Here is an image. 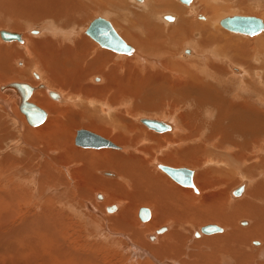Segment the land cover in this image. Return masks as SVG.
<instances>
[{
	"label": "bare ground",
	"instance_id": "6f19581e",
	"mask_svg": "<svg viewBox=\"0 0 264 264\" xmlns=\"http://www.w3.org/2000/svg\"><path fill=\"white\" fill-rule=\"evenodd\" d=\"M30 1H32V0H25V1L24 0H15L16 5H18L19 7L22 6L21 9L24 10V13L27 14L28 19H35L36 15L39 17H42V18L43 17H52V18L57 19L56 22L58 21V23L62 26H57L53 22H51L52 25L51 24L47 25V27L45 28L46 31L48 30V31L54 32L53 35H55L54 37H50V39L48 38L49 36L45 35V37H41V36L30 37L29 40H25V38L23 37V34L18 32L22 35V38H23V42H20V43H22L23 46L25 45L24 47L26 48L27 55L31 56L30 59L27 58L26 56L22 57L25 59V62H24L25 67L24 68L17 67V69H19V71H20L19 73H21L25 77V79L27 80L26 83H29L30 85H32L34 87L33 93H32L33 98L30 97L29 100L32 102L36 101L37 105L39 103V105H43V106L47 107L54 114V116L49 121V119H50L49 113L46 110L47 118L48 117L49 118H48V120L46 118L47 121L46 120L45 121H46V123L48 121L49 122L47 124L41 126V128H38V129H32V130L26 129L27 130V138L28 137L30 138L29 134H31V133H29V132H33V135L35 136V141L37 142L36 144L39 145V147H41V150L43 152H45V153L47 152L49 154H55L54 157L56 159H59L60 161L64 160L63 163H65V166L61 165V167L63 166V168L68 169L69 168L68 165L72 161H75V162L77 161L76 163H78V161H81L82 164H80V165H82V166H80V167L78 166V168L75 167V169L72 170L71 175L73 177L77 178V175L84 173V171H86L85 175L88 173H91L92 178L89 175L88 180H89V177L91 179L88 183L87 182L85 183L91 187V191L92 190L95 191L97 189L106 190V192L108 191V196H109V197L107 196V198L118 199V201H120L121 205L123 204V202L121 200H124L125 206L122 208V210L120 209L121 211L117 214L110 215V214H107L103 210L104 214L106 215V218L108 217V219H109V225L106 224L105 229L103 228L104 229L103 232L106 233L105 236H107V239L108 240L112 239V240H110L112 243H115L118 241L119 245H120V249L122 251H128L132 255L131 261L137 262V260L134 259L133 257L134 256L137 257L138 255L140 256V255H142V253L147 254V256H148L147 258L148 259L151 258L153 260V262L152 261H149V262L143 261V262H139V264H203L206 261H209L206 259H208V258L210 259L211 257L209 255V253H201V256L200 255L198 256L199 253L195 254V250H193L192 249L193 247L191 248L190 244L188 243L190 240L188 241V239H186V235H184L185 233L183 234V232H182L183 231V228H182L183 223H178V224L174 225V227H172L169 224H165L163 226L160 225V224L164 223L165 221H167L169 218L170 219L174 218L173 220L178 221L181 214L183 213L182 209H180L182 207L184 209L188 208L189 210L190 209L197 210V211H195V213L198 212L196 214V216L198 215V219L196 218L197 222L203 223V220H207V222L208 221L209 222L210 221H218L219 223H223L224 225L228 226V228H229V229L227 228L228 230L231 229V231H226L227 229L222 227L223 228L222 231L214 232V233H218L216 235H212V236L204 237V238L202 237L198 240L196 239L195 244L198 248L200 246H202L203 243H206V244L211 245V247L213 248V252H214L213 255L214 256L218 253L221 254V252H227V254H228V252H231V253H234L233 255H237L238 257H242V255L240 256V254L243 253V249H242L244 247L243 244L245 245V243H246L250 246V248H252L253 250L255 249L256 251L259 252V250L256 249V247H251L250 243L252 242L251 241L252 239L253 240L259 239V238L264 239V161L263 162H256V164L253 163L250 166L248 165L245 168L244 172L247 174L248 177H251V174L253 175V174L259 172V174H258L259 176H257V177H259V179L257 178L258 180L251 183V186L249 188H247L249 181L244 180L240 185H238L237 187L233 188L230 191V195H232L233 198L238 199V197H241L242 193H244V191L247 188V192L245 193V196L243 197V199L241 198V200H237L235 202V204H233L234 206H230L231 207V209L229 208L230 210H227L228 209V207L226 205L227 200L225 197L228 194V192H227L228 189L222 188V186H221L225 183L226 184L230 183V181L233 180L232 174H231L232 177H229V176H228L229 178L226 177V174L228 175L229 172L224 173L225 171L214 170V169L201 170L195 178L197 185L199 187H201L203 190L205 188H209V189H208V191L206 190L207 193H205V195L202 194L203 195L202 198L190 199L191 196L193 198H195V195L192 194V189L190 190L189 188L177 186L174 183H172L169 179H168L169 181L168 180L164 181V178H163L164 175L162 173L161 174L163 176L161 175V177H159V175L154 176L153 172H157L156 169L155 168L154 169L149 168V166H148L149 164L146 162L152 161L153 157L150 154H152L153 152L151 153V148H153V147L159 148L160 147V149L165 148L166 150H165V152L162 151L164 154H162V153L160 155L152 154V155H154V157H156L155 159H161L162 161H165L166 163L167 162H171V163L173 162V163H177V164H186V165H190V166L198 165V164L201 165L204 162L208 161V159H207L208 157L210 158V155H208V153L211 152L210 151L211 149L206 147V146H209V142H213L215 149H217L219 151L222 150L223 154L230 156L228 158H231L232 160H236L237 162L242 161L244 159H246V160L250 159V157L253 156V155H247V152L246 153L243 152L242 149H243V147H252V146L255 147V145H258V143H260V141L262 140L260 136H259L260 138H258V131H259L258 128H260L262 125H264V123L260 122L262 117L261 116H260L261 118L259 117L260 114L261 115L264 114V112H263L264 110L261 111L262 109H264V106H263L264 105V84L263 85L259 84V82H261V80H259L255 76H254L255 78L253 76H252V78L248 77L247 74H250V76H251V75L258 73V71L255 70L256 72L254 71V73L251 74L252 69L249 72V69H247L246 67L248 65H252V63L248 61L249 58H247V56L251 55L250 53L261 52V54L262 53L264 54V33H262L264 31V29L257 34H254L255 36L260 34L256 37H254V35H249V36L254 37L252 39H241V38H238L234 35H229L219 28V26L221 25V20L223 19V18L221 19L222 16H219V14L221 13L220 10L219 9L218 10H212L214 8V6H210L208 4L207 5L205 4V7L203 8V10H204V12H208L211 14L210 18H208V16L199 15V14H197V16H198L197 17L196 12H195L196 10H194V12H195L194 16L195 17L200 18V19H206V20H199L194 25L195 22L194 23L190 22V20H187L188 18L182 20V22L179 19V22H181L180 24H178L179 26L177 28L172 29L174 31L176 29L177 33L175 32L174 34H171V36H169V38H167L166 41H162L159 44H156L155 40H154L155 37L153 35L157 36V34H158L157 30L163 31L162 34L160 33L159 35H163V33H164L165 36H167L170 33H167V32L165 33L164 30L161 27H157V25L152 26V24L155 22V19H154V16L152 15V13L155 11V9L159 8V9H161V11H164V12L165 11H168L171 13L173 12L174 14L170 13V14L163 15V18L168 22H175L177 19V16H178V18L182 19L186 10L183 7L178 8L177 7L178 4L175 5V2L172 3L173 2L172 0H150L148 2L146 1L147 2L146 5L142 6V8H141V10H143V11L146 10L147 8H149L150 11L141 12V11L134 9V11L137 14L134 13V16L132 17L134 19L133 23L129 24V26H127V28L123 29V33L125 35L126 34L130 35V36L126 35L124 37L128 38L130 40V43L132 41L134 44L141 47L140 48L142 50V51H140V52H142L140 54L141 56H138L137 57L138 59L137 58H128L125 56L126 58H123L121 61H119L118 64H116L115 61H111L112 63H110V60H111L110 56H109L110 53H107V51L96 50L95 49V47H96L95 42L91 41L88 37L83 35V31L76 30V28H75V25L77 24L78 19H80V18H78L79 14H81L83 12H88V11H91L94 9L107 12L108 3L106 2V0H34V4L29 6ZM110 1L111 2H109L108 6H112V5L116 4L118 0H110ZM136 1L139 3L145 2V0H136ZM193 1L194 0L191 1L192 5H193ZM237 1H238L237 4L239 3L238 8L242 9V11L264 12V1H262V0H237ZM123 2L124 3H120L121 5L126 6L125 8H122V10L124 11L123 16L126 17L128 19V21H131L132 18L130 17V15H127L129 11L126 10V8L129 9V5H127V3H125V1H123ZM8 3H9V0H0V14L1 15L4 13L10 15L9 14L10 13V10H9L10 5ZM191 3H189V4L183 3V4L191 6ZM5 4L8 5L9 8ZM36 5L37 6L41 5L43 7L39 6V9H37V8H35ZM16 8H18V7H16ZM114 8L116 9L117 7H114ZM191 8H193V7H191ZM117 9H119V8H117ZM190 11H191V9H190ZM190 11H187V13ZM2 12H4V13H2ZM175 13L177 15H175ZM129 14H131V13L129 12ZM22 15H24V14H22ZM166 15H172L173 19L172 20L166 19L165 18ZM235 15H242V14H235ZM63 16L65 18H63L61 22H63V21L65 22V20H67L66 23H67V25L70 26L69 28L65 27L63 23L59 22ZM229 16H233V15H229ZM102 17H104V16H102ZM225 17H227V16H225ZM254 17H256V16H254ZM20 19H22V18H19V21H20ZM208 19H211V20H208ZM19 21H17V22H19ZM1 22H3V21H1ZM19 23L15 22L14 24H12V26L15 25V28L18 29L20 26ZM217 23L220 25L218 26ZM112 25H113V23H112ZM131 27L132 28L136 27L137 29L139 27L140 29H143L144 31L146 30V36L141 38L142 34L137 33V32H133L131 30ZM42 29H44V28H42ZM196 29L200 30L202 32L201 36L199 35L201 37L200 50L199 49L197 50L195 46H192V47H195L194 52H192L191 55H185L186 53L190 54L191 50L185 48V44H184L182 46V48L180 49L179 56L180 57H187V58H183V59L180 58L181 61L178 62V61L174 60V57H168L171 55H175L178 57V55H176L177 52L173 53L176 50L179 51V48L175 49L173 47V44L175 43L176 39L180 40V44H181V41H182V44L187 42V41H190L191 36H192V32ZM225 29H227V28H225ZM6 30H9V29H6ZM32 30H38L37 32H39V29H31V30H29V32L30 31L32 32ZM227 30H229V29H227ZM9 31H11V30H9ZM229 31H231V30H229ZM12 32H17V31H12ZM232 32H234V31H232ZM141 33H142V31H141ZM188 33H189V35H188ZM236 33H241V32H236ZM242 34H244V33H242ZM246 35H248V34H246ZM89 37H91V36L89 35ZM122 37H123V35H122ZM160 37H162V36H160ZM0 38H1V36H0ZM170 38H173V41L169 43ZM5 42H10V41H5ZM11 42H14V41H11ZM127 43L130 44L129 42H127ZM8 44H10V43H8ZM215 44L217 47H219V49H218V51H216V53L220 54V56L221 55L225 56V59L227 60L226 62H228L227 65H228V67H230V69L228 67H226V64H219V62L217 63L216 61H212L214 58L211 57L210 59H208L209 56H206V54L209 53V51L212 47L209 45H215ZM130 45H132V44H130ZM188 45L189 44H187V46ZM14 46L15 45L11 46V50H14V51H21L22 50V48H20L21 50H19L18 47H17L18 48V50H17V48ZM101 47H103V46H101ZM214 48H216V47H214ZM197 51H199V52L204 51V52L201 54ZM138 52H139V50H137L136 47L134 46V50H133V52H131V54H126V53L125 54L121 53V54H123L122 55L123 57H124V55H129L131 57L133 55H136ZM144 53H146V55L147 54L148 55L145 57ZM0 54H2V53H0ZM137 55H139V54H137ZM253 55H255V54H253ZM257 56L256 55L254 56L256 61H257V59H259V58L262 59L264 57V55L262 57H259V55H257ZM1 59H3V58L0 56V60ZM24 59H22V60L24 61ZM250 59H253V58L251 57ZM22 60L18 62L19 66L23 65ZM146 61H148L150 64L145 63ZM15 62L17 63V61H15ZM124 62H126V63L124 64ZM235 62H236V64H231V63H235ZM252 62H254V61H252ZM4 63H6V62H4ZM32 63L34 64V66L39 67L43 71V76L48 78L49 82H47V83L50 85V87L44 82L46 80H44L43 82L42 81L39 82L36 80V82L34 84L31 74L29 76V74L27 73V70H29ZM222 63H223V61H222ZM237 63H239V64H237ZM245 64H248V65H246V67H245ZM248 67L251 68V66H248ZM258 67H260V66H258ZM254 68L255 67H253V69ZM94 69L96 70V73H100V74L102 73L105 77V83L103 85H99V86L95 87L96 93L99 94V96H98L99 101L102 99H104V100L107 99L109 102L111 101L112 103H116V102L119 103V101L124 100V98L125 99L126 98H128V99L133 98V99H135V102L138 103V101L140 99L138 98L139 99L138 100L137 96L140 95V92H138L137 90H143V87L149 88V87L154 86L155 89H153V88L152 89L149 88V89H150V92H156V93L158 92V96L155 93L157 97L162 95L161 93H166V96H167V94H172V96H170V97H174V100L171 101L172 102L171 104L173 106V108H172L173 110L178 108V107L179 108L187 107L186 109H184V112H182L181 110L179 111V117L181 119L182 125L177 122V119L175 118L176 115H173V114L170 115L171 111L167 112L168 111L167 110L168 108H167L166 109L167 111H165V112H167L166 113L167 115H164V116H166L165 117L166 120L164 118H163L164 120H162L156 116L154 118L153 117H146V118L158 119V120H161L165 123H168L171 126V128H169L168 130L156 131V130L150 128L149 126H147L146 124H144L142 122V118H144V117H141L138 119L139 122L143 123L149 129H151L155 132L164 133V132L171 131L170 133L161 134V137H153L152 133H150V135H152V136H150L149 132H148V134L143 133V132L138 134L135 132L133 124H131V125L121 124V126L119 128L117 127L118 125H116L115 127H117V129L119 130L117 132H109L107 130H106L107 132H105L103 130L104 133L108 137H111V138H108L107 136L103 135L104 133L103 132H102L103 134L101 133L102 130L100 131V133H101L100 135L110 139L114 143L121 142L124 144V142H132V143H134V145L137 146V145H140L141 141H143L142 139H146V141L149 140V142L147 143L148 145L145 146V144H146V141H145V142H143L144 144H142L141 146H137V148L139 147L140 150L145 153V155H137V154H134L133 152L131 153L129 151H128L129 152L128 155H123L119 152H115V151L113 152L110 150H101V151L89 153V152H86L84 150L82 151V149H78V148L76 149L75 146L74 147L70 146L71 143L69 141L73 138L71 136V131H72L73 127L79 123L84 124L85 123L84 122V119H85L84 116L86 115L85 117L88 118L87 115L89 114L90 111L88 112V114H86L85 110H86V108H88L87 106H83V109L81 111H79V110H77L78 108L75 109V107L73 108V106H71V105H64L65 102L70 103V101H68L70 99H68V100L66 99V101H65V98L62 95L61 91L59 92L55 88H57V87L68 88L74 94L78 93V92H82L84 94V96L87 94L93 95V89H91L90 91L87 90V88H86L87 86L85 87L84 83H85V80L88 78L87 75L89 74V77H90L91 74L93 73L91 71H93ZM36 70H38V69H36ZM37 72H39V71H34V76L37 79H39V78H41L39 75L40 73L37 74ZM244 74H246L247 75L246 77L250 78V80L244 79L243 78L245 76ZM100 76H96L95 78H93L94 81L100 80L101 79ZM3 77H5V76H3ZM6 78L7 77H5V79ZM260 78H263V76ZM211 79H214V80H211ZM2 80H4V79H2ZM2 80H0V81H2ZM257 80H259V81H257ZM19 82H25V81H19ZM37 82H39V84L36 85ZM8 83H10V82H8ZM8 83L1 84L0 90H5L4 92H10L11 95H9V97H8L9 101L11 100V101L17 102L18 107H19V104L21 101V95L16 89L7 87ZM51 91L57 92L58 96L57 97L52 96L50 94ZM145 92H147V91H145ZM254 93H256L258 95L260 94V95L258 96ZM90 95H87L86 97H90ZM48 96L53 100H57V101L62 100V102H64V103L63 104L54 103L48 98ZM162 96H161V98H162ZM166 96H165V98H166ZM13 97H15L16 99ZM150 97H154V96L152 95ZM157 97H155L154 99H156ZM170 97H167L168 101L172 100V98L170 99ZM150 100L152 101L153 98ZM150 100H148V101H150ZM259 100H261V102L263 103L261 105V106H263L262 108L259 105ZM151 101H150V103L146 102L145 103L146 106L143 107V109L144 108L147 109L149 107L151 108V106L153 107L152 109H154V108L156 109V108H159L160 103L163 104L165 102L164 104H166V102H167L165 100H163L164 101L163 102L159 99L158 100L159 104H158V102H157V104H155L154 101L156 102V100H153V103ZM15 102H13V103H15ZM36 102H35V104H36ZM122 103H123V101H122ZM137 103H136V105L134 104L135 107H134V105H132V108L138 107V110L136 109L132 112H136V113L138 112L139 113V111L141 112V110H143L142 108L139 109V106H141V104L139 105V103H138V105H139L138 106ZM140 103H142V102H140ZM89 104H90V101H89ZM72 105H74V104H72ZM118 106H119V104H118ZM167 106H168V104H167ZM100 107H101L100 108L101 111L104 110L105 112H108V111L110 112V110H111V106H109L106 102L105 103L101 102ZM126 108H129V106ZM162 109L164 110V108H162ZM160 111H162V110H160ZM260 111L263 113H261ZM119 112L116 113V116L118 119H121V117H122L121 114L124 111L120 112V113ZM129 112H131V109L129 110ZM259 112H260V114H259ZM84 113H85V115H84ZM177 113H178V111L175 114H177ZM78 114L80 115V117L77 119ZM97 114H98V119L94 118V117H97ZM97 114H96V116L94 115V117L92 118V119H94V120H92L93 122L89 120L91 122L90 124L96 123L98 120H101L99 118L103 119L105 117V116L103 117V115H99V113H97ZM24 116H25V114H24ZM2 118H3V116H2V114H0V134H3L5 129L9 130V127H10V126L8 127V125H6L7 123H6L5 119L4 118L2 119ZM25 118H26V116H25ZM189 118H192L193 120L191 121V120H189ZM14 119L17 122H19L20 124L18 123V125L20 127H22L23 122L21 123L20 119H17V118H14ZM172 120L176 124L173 123ZM26 121H27V119H26ZM89 121H88V124H89ZM104 122H106V121L104 120ZM111 122L108 125H111ZM115 122H116V120H115ZM115 122L113 123L114 125H115ZM107 123L108 122H106V124ZM120 123L121 122H119V124ZM185 124L188 125V128H190V132L187 134L180 133L181 129L183 128L182 126L184 125V127H185ZM26 125H27V123H26ZM114 125H113V127H114ZM123 128H124V130H126V131L128 130V132H130L132 134L127 135V133H125L126 131L125 132L122 131ZM259 132H261V130ZM8 135H7V137H9ZM15 137H17V136H15ZM193 140H196L194 142H197V143L200 141V144L197 145V143H195L196 145H193V143L192 144L188 143V142H192ZM35 141H34V143H35ZM154 141H157L159 144L157 142H155V144L157 143L158 145L156 144V146H154V144H152V142H154ZM1 142H2V140H1ZM186 142L189 145H187ZM27 143H29V141ZM29 144H31V143H29ZM37 145L35 147H38ZM152 145H153V147H152ZM102 148H112V147H102ZM126 148H128V145L126 147L124 145H122V147L119 146V148H117V149L126 150ZM25 149L28 150L27 148H25ZM29 152H30V150H29ZM138 152L141 153L140 151H138ZM210 154L212 155V152ZM219 154H221V153H219ZM7 156H9V155H7ZM215 156H216V154H215ZM218 156L221 157L220 155H218ZM228 158L226 161L227 164H228V160H229ZM132 160H135V161L137 160L136 162H138V163H136V166H133V163L130 164V162H132ZM218 160H219V158H218ZM13 161L11 160V162H13ZM221 161H223V160H221ZM17 162H18V160H17ZM17 162H15V163H17ZM23 162H24V160H23ZM166 163L164 164V162H163L164 165L168 164V163L167 164ZM11 165L12 164H10V166ZM156 165L159 167L160 163H157ZM48 166L52 167V164L49 163ZM169 166H172V165H169ZM14 167H16V166H14ZM175 167H177V166H175ZM224 167H226V166H224ZM19 168H21V167H19ZM98 168H100V169H102V168H107V169L111 168L112 169L113 168L115 170L117 169L119 171V173H121V175H123L124 177H127V179L129 178V180H131L132 184L129 182L124 184V182H122L119 179L120 177L123 178V176H121V175L118 176L117 180L112 179V178L101 177L100 175L96 174V172H95ZM159 169L162 170L160 167H159ZM17 170H18V168H17ZM253 170H255V171H253ZM216 172L221 173V175L216 174ZM230 172H232V170ZM164 173H166V172L164 171ZM195 173L196 172L194 170V174ZM4 174H6V173H4ZM102 174H108V176L116 177V174L113 171H104V172H102ZM166 174H168V173H166ZM194 174H193V182H194ZM223 174H225V175H223ZM68 175L71 176L70 174H68ZM15 176L17 178V176H19V175L16 174ZM45 176H47L49 179L53 178L55 180V182H54L55 184H58V183L65 184L63 182L64 179L61 178L59 173L57 171H55L53 168H51V170H48L47 175H45ZM29 178H31V177H29ZM1 179H3V178H1ZM24 179H26V178H24ZM53 179H51V180H53ZM6 180H7V178H6ZM30 180L33 181L35 179H33V178L29 179V182H31ZM42 181L44 182L45 180H42ZM8 182H11V181L9 180ZM36 182L34 184H36ZM39 182H41V181H39ZM47 182H49V181H47ZM177 183H179V182H177ZM3 184L2 185L0 184V187H1L0 188V199L5 201V203L9 206L8 207L9 210L6 211V214H3V213H1V214H2V219L5 221V225H7V224L11 225V224L15 223L16 221H18L19 218L21 219V213H20V210H22V208L20 206L21 199H19L18 197H17V199H14L15 196L11 197L10 194L11 195L15 194V191H11L9 184H8L9 188L7 190H10V191L6 192L5 187H4L5 185H3ZM83 185L84 184L79 185L80 192H81L80 194L82 196L85 195V194H83L85 191V189H84L85 187L83 188ZM180 185H182V184H180ZM215 185L221 189H219L217 191L211 190L210 188H212V186H215ZM61 186L59 185L58 188L61 187L64 189L63 185H61ZM182 186H185V185H182ZM41 187H42V185H41ZM186 187L193 188L192 186H186ZM196 188H197V191L194 188H193V190L196 193L201 194V192L199 191L197 186H196ZM240 188L242 189L241 191H239ZM83 189H84V191H83ZM18 190H21V189H18ZM57 190H59V189H56L55 193ZM26 191L27 190H25V193H26ZM30 192L34 193L32 190ZM64 192H66V190ZM50 193H52V192H50ZM26 194H28V193H26ZM89 195L91 197L90 199H93V196H94L93 192H92V195L91 194H89ZM21 196L22 195H20V197ZM53 196H55V195H53ZM85 196H87V195H85ZM96 196L98 198L103 197V195L100 192ZM27 197H29V196H27ZM31 197H32V195H31ZM55 197L57 199V194ZM67 197H70V196H66V199H67ZM28 199L29 198H27V200ZM88 199H89V197H88ZM94 200H95V198H94ZM229 200L231 201L230 198H229ZM35 201H36V199H35ZM71 201H73V199ZM53 202H54L53 197L47 196L44 204L40 208V217H42L43 219H46V220H50L48 217L52 218L53 216L51 217V215H49V213L53 214V212H54V214H55L54 218L61 222L62 219H59L56 215L60 214L62 212L58 208H56L55 204L57 202L55 201L56 202V203L54 202L55 204ZM62 202H63V200H62ZM61 203L59 205L60 207H61ZM93 203L98 207L102 206L101 204L96 203V201H94ZM228 203H230V202L228 201ZM58 204H59V202H58ZM140 204H156L154 219L149 223V225L145 222L148 221L151 218V216L146 221H143L140 218L143 222V225H146L145 227L144 226L141 227L140 222L137 219L135 221V219L131 217L133 214V211L136 209L137 205H140ZM73 205H74V203H73ZM73 205H72V207H73ZM76 205H77V203H76ZM113 205H116V208L118 207L117 203L113 204ZM113 205H111V206H113ZM15 206H17V208H18L17 210H15ZM62 206H64V204ZM80 206H82V205L80 204ZM68 207L69 206L67 205V208ZM70 207H71V205H70ZM70 207H69V209H70ZM75 207H78V206H75ZM108 207H107V210H108ZM144 207H146V206H144ZM64 209L65 208H63V210ZM199 210H202V211L199 212ZM12 212H14V213H12ZM152 213L153 212L151 210V215L153 216ZM190 213H191V210H190ZM89 214H90V211H89ZM240 218L250 219L252 222L251 225L248 228L239 227L237 225V222L239 221ZM131 219H132V221H131ZM244 219L242 221H240L242 225H243V223L247 222ZM6 222H7V224H6ZM17 223L18 222H16V224ZM209 224H217V223H209ZM56 225H60V224H56ZM157 225H160L161 227L157 228L156 231L153 229L154 233L147 235L146 232L151 230L152 228H154ZM205 225H208V224H205ZM205 225H203V226H205ZM203 226H201L199 230H196V232L199 233L198 236L203 235V234H208V233H205L201 230V228ZM109 227H113L114 231L109 230L108 229ZM170 227H172L173 229ZM69 228H71V227H70V223L68 220H67L66 224H61V231L64 233H63L62 237H58V241L60 242L61 249H63L65 251V254L67 253L68 257H70V258L79 257L81 255H79L77 253L76 249L73 247V245H75V244L74 243L67 244V239H69L70 237L67 238L66 233L69 230ZM100 229H102V228H100ZM169 229H171V230L169 231ZM159 230L161 232H159ZM166 230L169 231V233H166L165 232ZM118 231H120V233H122L121 237L118 236L119 234L116 233ZM150 232L151 231H149V233ZM164 232L166 233L165 235H163ZM196 232H194V236H197V235H195ZM89 233L92 234V232H88L87 234H89ZM161 233H163V234H161ZM214 233H209V234H214ZM71 236H72V234H71ZM146 238H148L152 241H155L156 239L157 240H156V243H151V242H148L146 240ZM259 242L260 241H255L256 244H259ZM98 245L101 248L105 247V244H103V243H100ZM107 248H108V245H106V250H107ZM260 250H262V252H263L264 247L263 248L261 247ZM99 254H100L99 257L101 258V260L104 259V256L106 258L109 257V253L107 251L100 252ZM145 254H143L142 256H144ZM152 254L154 256H151ZM224 255H226V254H224ZM248 255H249V257H248ZM248 255L245 257L250 258L251 255L249 253H248ZM262 255H264V254L261 253L260 256L263 257ZM216 256L218 257V255H216ZM156 257H158V259ZM221 258H224V257H221ZM233 258H234V256H233ZM76 259H78V258H76ZM84 259L89 262L88 257H86V258L84 257ZM98 260H100V259L98 258ZM228 260H229V258H228ZM251 260L254 261V259H251ZM82 261L84 262V260H82ZM225 261H227V260H225ZM242 261H244V260H242ZM246 261H244V262H246ZM256 261H258V260H256ZM209 262H207V263H209ZM244 262H243V264H244ZM207 263H205V264H207ZM210 264H212V263H210ZM236 264H238V263H236ZM240 264H241V262H240ZM254 264H264V261H263V263L262 262H258V263L254 262Z\"/></svg>",
	"mask_w": 264,
	"mask_h": 264
},
{
	"label": "rangeland",
	"instance_id": "374dc122",
	"mask_svg": "<svg viewBox=\"0 0 264 264\" xmlns=\"http://www.w3.org/2000/svg\"><path fill=\"white\" fill-rule=\"evenodd\" d=\"M123 1H125V3H127V5H129V9L126 8V10H128L131 13V14H129V12H128V14H127V15H130L131 18L134 16V13L137 14L134 11V9L135 10H138V11H141V12L150 11L149 8H147L144 11L141 10L142 6H145L146 3L148 1H150V0H145L144 3H139L136 0H131V1L130 0H118L117 3L114 4V5H112V6H108L109 5V2H111V1L110 0H106V2L108 3L107 7L109 8V9L107 8V12L106 11H99V10H96V9L91 10V11H88V12H83V13H81V14L78 15V18H80V19H78V22L75 25L76 30L83 31V35H85L86 37H88L91 41L95 42V44H96L95 49L96 50H98V51L99 50L107 51V53H110L109 54L110 59H111L110 60V63H112L111 61H115L116 64H118L119 61H121L123 58H126V57H128V58H137L138 56H141L140 54L142 53V52H140V51H142L140 49L141 48L140 46L134 44L132 41L130 43V40L128 38L124 37V36H126L128 34L125 35L123 33V29L124 28H127V26H129V24L133 23L134 19L132 18L131 21H128V19L123 16L124 11L122 10V8H125L126 7V6L120 4V3H124ZM172 1H173L172 3L175 2V5H177V4L179 5V6L177 5L178 8L183 7L186 10V12L183 15V18L182 19L181 18H178V16H177V19H176L175 22H168V21H166L163 18V15L170 14L171 12H168V11H165L164 12V11H161V9H159V8H156L155 9V11L152 13V15L154 16V19H155V22L152 24V26L157 25V27H161L164 30L165 33L166 32L167 33H170V34L167 35L168 36L167 37V36H165L164 33H163V35H159L160 33L162 34L163 31H161V30L158 31L157 30V32H158L157 36L156 35H153L155 37L154 40H155V43L156 44H159L162 41H166V39L169 38V36H171V34H174L175 32L177 33V30L176 29H175V31L172 30V29L173 28H177L179 26L178 24H180L182 22V20H184V19H187L188 18L187 20H190V22H192V23L195 22L194 23V25H195L199 20H206V19L197 18L198 17L197 14H199V15H205V16H208V18H210L211 17V14L208 13V12H204V10H203V8L205 7V4L206 5L208 4L210 6H214V8L212 10H218L219 9L220 12H221L219 14V16H222L221 19L224 18L225 16H229V15L242 14L244 16H256V17H259V18L263 19V21H264V12H257V11H254V12L248 11L247 12V11H242V9L238 8V4L239 3L237 4V2H238L237 0H234V1L233 0H194L193 1V5L191 3V6L190 5L188 6L186 4H183L180 0H172ZM262 1H264V0H262ZM8 4L10 5V8L8 7V5H6V4L5 5L9 8V10H10V13L9 14L10 15L5 14L4 12H2L4 14H2V15L0 14V18H1L0 19V22L3 21V22L0 23V29H9L11 31L20 32V33L23 34V37L25 38V40H29L30 37H39V36L45 37V35L49 36L48 38L50 39V37H54L55 35H53L54 32H51V31H48V30L46 31L45 28L47 27V25H50L51 22H53L57 26H62V25H60L58 23V21L56 22L57 19L52 18V17H43L42 18V17H39V16L36 15L35 16V19H28L27 14L24 13V10L21 9L22 6L19 7L18 5H16L15 0H9V3ZM33 4H34V0L30 1L29 6H31ZM39 6L40 7H43L41 5H39ZM39 6L36 5L35 8L39 9ZM16 7H18V8H16ZM114 7H117L119 9H117V8L115 9ZM191 7H193V8H191ZM190 9H191V11H190ZM194 10H196L195 12H196V16L197 17L194 16L195 15L194 14L195 13ZM187 11H190V12L187 13ZM21 13L24 14V15H22ZM171 14H174V13L172 12ZM175 15H177V14L175 13ZM97 16H104L106 19H109L113 23V25L115 26V29L119 32V34L121 36L123 35V38L126 39L127 42H129L130 44H132L133 47L135 46L136 49L139 50V52L137 53L139 55L136 54V55H133L131 57L129 55H124V57H123L122 56L123 54H121V53L119 54L118 52H116L114 50H111V49H108L106 47H101L98 44L97 41H95L92 37H89V35L86 33V29H87L88 25L90 24V22L94 18H96ZM19 18H22V19H20V21H19ZM63 18H65V17L63 16L59 22H61ZM179 19H180L181 22H179ZM211 19H208V20H211ZM17 21H19L20 23L17 22ZM15 22L20 24V26H19L18 29L15 28V25L12 26V24H14ZM66 22H67V20H65V22L63 21L61 23H63L65 27L69 28L70 26L67 25ZM219 25L220 24H218V26ZM42 28H44V29H42ZM219 28L222 31L226 32L227 34L234 35V36H236L238 38H241V39H252V38L260 35V34H258L256 36L254 35V37H253V36H249V35L242 34V33L232 32V31H229V30L225 29L221 25L219 26ZM31 29H39V32H37V33H32L31 31L29 32V30H31ZM131 30L133 32H137V33L142 34L143 36H146V30L144 31L143 29H140L139 27H138V29L136 27H133V28L131 27ZM196 30H194L192 32V36H191V40L190 41H187V42H185L183 44H182V41H181V44H180V40L179 39H176L175 43L173 44V47L175 49L176 48H179V51L176 50L173 53H176L177 52L176 55H178V57L175 56V55H171V56H168V57H174V60L175 61H178V62H180L181 59H183V58H187V57H180L179 56L180 49L182 48V46L184 44H185V48L191 50V53L190 54H187L186 53L185 55H191L192 52H194V48L195 47H196L197 50L198 49L200 50V45H201V43H200L201 37L200 36H201L202 32L200 30H197V31ZM141 31H142V33H141ZM262 33H264V31ZM188 35H189V33H188ZM128 36H130V35H128ZM160 36H162V37H160ZM172 41H173V38H170L169 43L172 42ZM8 43H10V44H8ZM187 44H189V45L187 46ZM12 45H15L14 47H16V48L18 47L19 50H21L20 48H22V50L21 51L11 50V46ZM24 46H23L22 43H20L18 41L5 42L2 38H0V53H2V54H0V56L3 58V59L0 60V65H1L0 66V75H1L0 76V80L4 79V80L0 81V85L3 84V83L6 84V83L11 82V81H25V82H27V80L25 79V77L21 73H19L20 72L19 69H17V67H19V68H21V67L24 68L25 67V63H24L25 62V59L22 58V57H25L26 56L29 59L31 58V56H28L27 55L26 48ZM192 46H195V47H192ZM209 46H212L211 47L212 50L210 49L209 53L206 54V56H209V58L208 57L207 58L210 59L212 57V58H214L212 61H216L217 63L219 62V64H226V67H228V65H227L228 62H226L227 60L225 59V56L224 55H221L220 56V54L216 53V51H218L219 47H217L216 44L215 45H209ZM214 47H216L217 49L214 48ZM18 48H17V50H18ZM197 52H199V51H197ZM203 52L204 51L199 52V53L202 54ZM144 54H145L144 55L145 57L148 55V54L146 55V53H144ZM250 54L251 55L247 56V58H249L248 61L251 62L252 65L245 64V67H246V65L251 66V68L248 67V66L246 67L247 69H249V72L252 69L251 74L254 73L255 70H257L259 74L256 73V74L251 75V76H250V74H247V73L246 74L248 75V77H251V78H252V76L253 77L254 76L257 77L259 80H261V82H259V84L263 85L264 84V82H263L264 81L263 80L264 79V65H263L264 64V62H263L264 61L263 60L264 57L262 59L259 58L256 61V59L254 58V56L255 55L256 56L259 55V57H262L264 54L262 53L263 54L262 55L261 52H258V53L257 52L254 53L253 52V53H250ZM253 54H255V55H253ZM251 57L253 59H250ZM22 59H24V61ZM21 60H22L24 66L23 65L19 66L18 62L21 61ZM15 61H17V63ZM222 61H223V63H222ZM252 61H254V62H252ZM4 62H6V63H4ZM125 63L126 62H124V64ZM145 63H149V62L146 61ZM231 64H236V62L235 63H231ZM237 64H239V63H237ZM258 66H260V67H258ZM253 67H255V68L253 69ZM228 68L230 69V67H228ZM36 69H38V70H36ZM33 70L34 71H39V72H37V74L40 73L39 75H40L41 78L37 79L34 76V71ZM91 72H93V73L91 74L90 77H89V74L87 73L88 74L87 75L88 78L85 80V83H84L85 87L87 86L86 87L87 90L90 91L91 89H93V95L87 94V95H90V97H86L87 95L84 96V94L82 92H78V93H75L74 94L68 88H61V87H57L55 89L58 90L59 92L61 91L62 95L65 98V101H66V99L67 100L70 99V100H68V101H70V103H66V102L64 103V102H62V100L61 101H59V100L58 101L57 100H53V99H51L48 96V98L52 102H54V103H58V104H63L64 103V105H71V106H73V108L75 107V109L78 108L77 110H79V111H81L83 109V106H87L89 108V109L86 108L87 111L85 110L86 114H88V112L90 111L89 114L87 115L88 118L85 117L86 115L84 113V115H85L84 116V118H85L84 119V122L85 123L84 124L83 123L82 124L79 123V124H77L76 126L73 127V129L71 131V136L73 138L71 137L72 139L69 141L71 143L70 146H73V147L75 146L76 149L77 148L78 149H82V151L84 150V151L89 152V153L90 152L93 153V152L101 151V150H110V151H113V152L114 151L115 152H119V153H121L123 155H128L129 152H131V153L133 152L134 154H137V155H145V153L142 152L139 147L137 148V146H141L142 144H144L143 142H145L146 139H142L143 141H141L140 145H137V146L134 145V143H132V142H124V144L121 143V142L116 143V144H118L121 147H122V145H124L125 147L128 145V148H126V150H119L117 148H98V149L97 148H92L91 149V148H85V147H81V146L76 145V143H75V137H76V134H77V130L78 129H81V128H85V129H88V130H91L93 132H96V133L101 134L102 132L104 133V131L105 132H107V131H109V132H117V131H119L117 129V127L119 128L121 126V124H129V125L133 124L134 125V129H135V132L138 133V134L139 133H142V132L148 134V132H149V135H150V133H152L153 134V137H161V134L170 133L171 131L164 132V133L155 132V131L149 129L143 123L139 122L138 119L141 118V117H153L154 118L156 116V117H158V118H160L162 120H164V119L166 120V118H165L166 116H164V115H167L166 113L167 112H170V111H171L170 115H172V114L173 115H176L175 118L177 119V122L182 125L181 119L179 117V111L181 110L182 112H184V109H186L187 107H185V108L184 107L183 108L181 107L182 109L178 107V108H176V109L173 110L172 109L173 106L171 104L172 103L171 101L174 100V97H170V96H172V94H167V96H166V93H161L160 92L163 96L159 94L160 96L157 97L158 96V92L157 93L156 92H150V89H152V88L155 89V87L153 86V87H149L150 89L147 88V87H143V90H137L138 92H140V95L137 96V99L139 98L140 100L139 99L138 100L140 102H142V103H140L138 101L139 105L141 104V106H139L138 103L135 102V99H133V98H129V99L128 98H126V99L124 98V100H122L124 104L122 103V101H119V103L118 102L112 103L111 101L109 102L107 99H105V100L102 99V100L99 101L98 100L99 94L96 93L95 87L96 86H99V85H103L105 83V77H104V75L102 73L101 74L100 73H96V70L95 69L93 71H91ZM27 73L29 74V76L31 74V76L33 78L34 84H35L36 80L39 81V82H41V81L43 82L44 80H46L44 82L50 87V85L47 83V82H49L48 81V78H46L45 76H43V71L39 67L34 66L33 63L31 64L29 70H27ZM246 74H244L245 76L243 75L244 76L243 78L246 79V80H250V78L246 77L247 76ZM3 76H5L7 78L5 79V77H3ZM96 76H100L101 79L98 80V81H94L93 78H95ZM262 76H263V78H260ZM211 80H214V79H211ZM259 80H257V81H259ZM39 82H37L36 85L39 84ZM144 90L147 91V92H145ZM4 91L5 90H0V114H2L3 118L5 119V121L7 123L6 125H8V127L9 126L10 127H9V130H6L5 129L6 131L4 130V133L3 134H0V138L2 137L0 139V179L3 178V179L0 180V184L2 185L5 182L3 185H5L4 187H5V191L6 192L7 191L9 192L10 190L11 191H15V194H12V195L10 194V196L11 197L12 196L13 197L15 196L14 199H17V197L19 199H21L20 206H21L22 210H20L21 219L19 218L18 221H16V222H18L17 224L15 222V223H13L11 225L10 224L8 225L7 222H6L7 225H5V221L2 219V214L1 213L6 214V211L9 210L8 209L9 206L5 203V201H3L2 199H0V264H139V262H143V261H148V262L149 261H152L153 262V260L151 258L150 259L147 258L148 256L145 253H142V255L145 254L144 256H142V255L139 256L138 255L137 257L136 256L133 257L134 259L137 260V262L131 261L132 255L128 251H122L120 249V245H119V242L118 241L115 242V243H112L110 241L112 239H109L108 240L107 239V236H105L106 233L103 232L104 229H105V227H106V224L109 225V219H108V217L106 218V215L104 214L103 210L107 214H110V215L117 214L125 206L124 205V203H125L124 200H121L123 202V204L121 205L120 204V201H118V199H110V198H107L108 191L106 192V190L97 189L95 191L94 190L91 191V187L88 186L87 184H85L86 182L88 183L90 181V179L92 178L91 177L92 176L91 173H88V174L85 175L86 171H84V173H81L80 175H77V178H75V177H73L71 175L72 174V170L75 169V167L78 168V166L79 167L82 166V165H80V164H82L81 161H78V163H76L77 161L76 162L75 161H72V162L69 163V165H68L69 168L68 169L63 168V166L61 167V165H64L65 166V163H63L64 160L63 161H60L59 159H56L54 157L55 154H49L47 152L46 153L43 152L41 150V147H39V145L36 144L37 142L35 141V136L33 135V132H29V133H31V134H29L30 138L29 137L27 138V130L41 128V126L47 124L51 120V118L54 116V114L51 112V110H49L47 107H45L43 105H39V103H38L39 106H41L42 108H44L45 110L48 111L50 119H49V121L47 123H46V121L48 120L49 117L47 118L46 121H44L40 125H38V126H31L26 121V118H25L24 114L21 112V110L19 109L17 102L11 101V100H10L11 102L9 101L8 97H9V95H11V93L10 92H4ZM155 93L157 94V96H156ZM254 94H256V93H254ZM152 95L154 97H150ZM256 95H258V94H256ZM161 96H162V98H161ZM165 96H166V98H165ZM155 97H157V98L154 99ZM167 97H170V99L172 98V100L169 99L170 101H168L167 100ZM13 98H15V97H13ZM31 98H33V95L31 96ZM85 98L87 100L89 98L90 99L87 101ZM152 98H153V100H156V102L154 101L155 104H157V102L159 104V101H158L159 99L161 101L165 100L168 103L166 102V104H164L165 103L164 101H163L164 102L163 104L160 103L159 104V108L160 109L159 108L152 109L153 108L152 106H151V108L148 106L149 108H147V109L144 108L143 109V107L146 106L145 103L146 102H149L150 103V101H151L150 99H152ZM148 100H150V101H148ZM153 100L151 101L152 103H153ZM89 101H90V104H89ZM13 102H15V103H13ZM35 102L36 101H34V103ZM101 102H104V103L106 102L109 106H111L110 112L109 111L108 112H105L104 110L101 111V109H100L101 108L100 107ZM136 103L139 106V109L140 108L143 109V110H141V112L140 111H139V113L137 112L138 114L136 112H132V111H134L136 109L138 110V107L137 108H132V105H134V104L136 105ZM36 104H37V102H36ZM72 104H74L75 106L72 105ZM118 104H119V106H118ZM167 104H168V106H167ZM262 104L263 103L261 102V100H259V105L261 106ZM135 105H134V107H135ZM128 106H129V108H126ZM263 106H261V108ZM162 108H164V110ZM130 109H131V112H129ZM160 110H162V111H160ZM263 110L264 109H262L261 111H263ZM119 111L120 112H123L124 111L122 113L123 115L121 114V116L123 117V118L121 117V119H118L117 116H116V113L119 112ZM165 111H167V112H165ZM177 111H178V113L175 114ZM260 112H259V114H260ZM263 112H261V113H263ZM97 113H99V115H103V117L105 116L103 119L106 122H108V123L106 124V122H104V120L102 118H99L101 120H98L96 123L90 124L91 123L90 121L94 120L92 118L94 117V115L96 116ZM263 115L264 114H262V115L260 114L259 115V117L260 116L262 117V118L260 117L261 118V120H260L261 123H264L263 122L264 121V116ZM79 117H80V115L78 114L77 115V119ZM14 118L20 119L21 123L23 122L22 123V127H20L18 125L19 122H17ZM94 118H97L98 119V114H97V117H94ZM115 120H116V122H115ZM189 120L192 121L193 119L192 118H189ZM88 121H89V124H88ZM99 121L100 122L102 121V122L100 123ZM113 121L115 122V125L113 124L114 123ZM110 122H111V125L112 124L114 125V127H113V125L112 126L111 125H108V124H110ZM119 122H121V123L119 124ZM172 122L175 123L173 120H172ZM26 123H27L28 126L26 125ZM116 125H118V126L115 127ZM182 127L183 128L181 129L180 133L187 134V133L190 132V128H188V125L185 124V127L186 128L184 127V125ZM260 128H258L259 131L261 130V132L258 131V138L261 137V139H262L260 141V143H258V145H255V147L254 146H252V147H243V149H242L243 152H245V153L247 152V155H253L252 157H250V159H247V160L244 159V160L238 161V162L236 160H232L231 158H228L230 156L223 154V151L222 150L219 151V150L215 149L213 142H209V146H206V147H208L209 149H211L210 151L212 152V155L210 154L211 152L208 153V155H210V158L209 157L207 158L209 162L206 161V162H204L201 165L198 164V165L190 166V165H186V164H177V163H173V162L172 163L171 162H167L168 163L167 164L165 161H162L161 159H155L156 157H154V155H160L161 153L164 154L163 152H165L166 149L165 148L160 149V147L159 148H157V147L155 148V147H153V145H152L153 148H151V153L153 152L152 154H154V155L150 154L153 157L152 158V161L151 162H146V163L149 164L148 165L149 168H151V169H154L155 168L156 169L157 172H153V175L154 176L159 175V177H161V175L163 174L164 176L163 175L162 176L164 178V181H167L169 179L172 183H174L177 186L189 188L190 190L192 189V194L195 195V198H193L191 196L190 199H200V198H202L203 195H205V193H207V191L209 189V188H205L203 190L201 187H199L197 185V182H196L195 178H196L197 174L201 170L214 169V170L225 171L224 173H228L229 172L228 175L226 174V177H228V176L229 177H232L233 176V180L230 181V183H227V184L225 183V184H223L221 186H222V188L228 189L227 190L228 194L225 197H226V200H227V204H226L227 207H228L227 210H230L231 209L230 206H234L233 204H235V202L237 200H241V198L243 199V197L245 196V193L247 192V188H249L251 186V183H253L254 181H256V180L259 179V177H257V176H259L258 175L259 172L258 173H255L253 175L251 174V177H248L247 174L244 171H245V168L248 165L250 166L253 163L256 164V162H263L264 161V134H263L264 133L263 132L264 131V125H262ZM100 131H101V133H100ZM122 131L125 132L126 130H124V128H123ZM125 133H127V135L128 134H132V133L128 132V130ZM7 135L9 137H7ZM14 135L17 136V137H15ZM103 135L107 136L105 133ZM150 136H152V135H150ZM108 138H111V137H108ZM1 140H2V142H1ZM28 141L31 144L27 143ZM34 141H35V143H34ZM157 141L152 142V144H154V146H156V144L159 142V141L158 142ZM194 141H196V140H193L192 142H188V141L187 142L189 144H192L193 143V145H196L195 143H197V142H194ZM148 142H149V140L146 141L145 146L148 145L147 144ZM155 142H157V143L155 144ZM188 143H187V145H189ZM35 144L38 147H35L36 146ZM199 144H200V141L197 143V145H199ZM25 148H27L28 150H26ZM29 150H30V152H29ZM138 151H140L142 154L139 153ZM219 153H221L222 155L219 154ZM215 154H216V156H215ZM217 154L220 155L222 158L219 157ZM7 155H9V156H7ZM218 158H219V160H218ZM227 158L229 159L228 160V164L226 163ZM11 160L12 161L14 160V161L11 162ZM17 160H18V162H17ZM23 160H24V162H23ZM210 160L211 161L213 160V161L211 162ZM221 160H223V161H221ZM136 161L135 160H132V162H130V164L133 163V166H136V163H138ZM15 162H17V163H15ZM163 162H164V164L166 163L167 165H172V167H175V166H177L176 168H178V167H187V168H190V169L195 170L196 173L194 174V183L198 187V189L201 192V194L196 193L193 190V188H191V187H186V186L180 185L175 180H173L168 174L164 173L163 170H160L159 167L156 164L157 163H160V164L162 163L163 164ZM49 163L52 164V167H49L48 166ZM10 164H12V165L10 166ZM14 166H16V167H14ZM224 166H226V167H224ZM19 167H21V168H19ZM17 168H18V170H17ZM51 168H53L55 171H57L59 173L60 177L64 179L63 182L65 184H63V183L55 184L54 183L55 180L53 178H50L49 179L47 176H45V175H47V171L48 170H51ZM231 170H232V172H230ZM104 171H113L116 174V177L108 176V174H102V172H104ZM253 171H255V170H253ZM95 172H96V174L100 175L101 177L112 178V179H116V180L118 179V176L121 175V173H119V171L117 169L115 170L113 168L112 169L111 168H108V169L107 168H102V169L98 168ZM4 173H6L7 175L4 174ZM16 174L19 175L20 177L17 176V178H16V176H15ZM68 174H70L72 177L69 176ZM216 174H220L221 175V173H218V172H216ZM231 174H232V176H231ZM89 175H90L91 178L89 177V180H88V176ZM223 175H225V174H223ZM121 176H123V175H121ZM5 177L7 178V180H6ZM29 177H31V178H29ZM82 177L83 178L85 177V178L83 179ZM13 178L14 179L16 178V179L14 180ZM24 178H26L27 180L24 179ZM32 178L35 179V180H33V181L30 180L31 182H29V179H32ZM51 179H53V180H51ZM119 179L122 182H124V184H126L128 182L131 183V180H129V178L127 179V177H124L123 176V178L120 177ZM9 180L11 182H8ZM42 180H45V181L43 182ZM46 180L49 181V182H47ZM244 180H248L249 181V184L247 185L246 190L244 191V193H242L241 197H238V199L233 198L232 195H230V191L233 188H235L238 185H240ZM39 181H41V182H39ZM35 182H36V184H34ZM8 184H9L10 190H7L9 188L8 187ZM82 184H84L83 185V188L85 187L84 189L88 193L87 194L84 191V189H83V191H84L83 194L87 195V196L84 195L85 197L80 194L81 192H80L79 185H82ZM33 185L34 186L36 185V186L34 187ZM41 185H42V187H41ZM59 185L60 186L63 185V187L66 190V192H64L65 190L63 188H61L62 186L60 187L61 189L58 188ZM55 188L56 189H59V190L56 191V193H55V190H56ZM18 189H21V190H18ZM210 189L213 190V191H217V190H219L221 188H219L218 186L215 185V186H212V188H210ZM25 190L28 191V192L26 191V193H28V194L25 193ZM31 190L34 193L30 192ZM50 192H52V193H50ZM92 192H93L94 196H93V199H90L91 197H90L89 194L92 195ZM99 192L103 195V197L98 198L96 196L97 194H99ZM56 194H57V199L55 197ZM20 195H22V196L20 197ZM31 195H32V197H31ZM53 195H55V196H53ZM25 196L26 197L29 196L27 198H29L30 200L29 199L27 200V198ZM47 196L53 197V201L54 202L55 201L57 202V203L55 202L56 204L54 202L53 203L55 204L56 208H58L62 212V213L56 215L59 219H62L61 222L59 220H56L54 218L55 217L54 212H53V214L52 213H49V215H51V217L53 216L52 218L48 217L50 220H46V219H43L42 217H40V208L44 204L45 199L47 198ZM66 196H70V197H67V199H66ZM88 197H89V199H88ZM94 198H95V200H94ZM229 198L231 199V201L229 200ZM35 199H36V201H35ZM72 199H73V201H71ZM62 200H63V202H62ZM94 201H96V203L101 204L102 206L101 207L96 206L93 203ZM228 201L230 203H228ZM58 202H59V204H58ZM72 202L74 203L75 206H78V207H75ZM60 203H61V207L59 206ZM76 203H77V205H76ZM116 203L118 204V207L117 208H115L114 210H111V211L110 210H107V207L108 206H111V205L116 204ZM63 204H64V206H62ZM80 204L82 206H80ZM67 205L69 207L71 205L70 209H69V207L67 208ZM72 205H73V207H72ZM144 206L149 207L152 210V212H153L152 213L153 216L151 215V218L148 221L145 222L148 225L154 219L155 209H156V204H140V205H137V207L133 211V214H132L131 217L134 218L135 221L137 219L140 222L141 227H143V226L145 227L146 226V225H143V222H142V220L139 217V210H140L141 207H144ZM63 208H65V209L63 210ZM17 209H18L17 206H15V210H17ZM180 209H182V212L183 213L181 214L180 218L178 217L179 218L178 221L173 220L174 218H172V219L169 218L167 221H165L164 223H162L160 225L163 226L165 224H169L172 227H174V225H176L178 223H183V225H182L183 231L182 232H183V234L185 233L184 235H186V239H188V241L190 240L188 243L190 244V247L191 248L193 247L192 249L195 250V254H198L199 253L198 256L199 255L201 256V253H209V255H210L211 258L210 259L208 258L206 260H209V261L211 260V261L210 262L209 261H206L205 263L209 262L207 264H210V263H212V264H215V263L216 264H220V263L221 264H236V263L240 264V262H241V264H243V262L246 261V260L247 261L244 262V264H254V262H256V263L262 262L263 263V261H264V255H262L263 257L260 256L261 253L264 254V251L262 252V250H260L261 247L262 248L264 247V239L263 238L254 239V240L252 239L251 240L252 242L250 243L251 244V247H256V249H258L259 252L256 251L255 249L253 250L252 248H250V246L248 244H246V243H245V245L243 244V246L245 248L244 247L243 248L241 247L243 249V253H241L240 256L242 255V257H238L237 255H233L234 253H231V252H228V254H227V252H221V254L220 253L216 254V255H218V257L216 255L214 256L213 255L214 254L213 248L211 247V245L206 244V243H203V245L198 248L196 246V244H195L196 239L198 240V239H200L202 237L204 238V237H209V236L218 234V233H214V234H203V235H200V236H194V232H196V230H199L201 226H203L205 224H209V223H217L218 225H220L221 227L226 228V229L228 228V226L224 225L223 223H219L218 221H210V222L208 221L207 222V220H203V223L202 222H197L198 215L196 216V214L198 212L195 213V211H197V210L190 209L191 210V213L193 212L191 214L190 213V210L188 208H185L184 209V208L181 207ZM89 211H90V214H89ZM200 211H202V210H199V212ZM14 212H12V213H14ZM243 219L244 218H240L239 221L237 222V225L239 227H241V228H244V227L245 228H248L251 225V223H252L251 220L250 219H247V218L244 219L247 222L246 223H243V225H242L240 221H242ZM67 220L69 221L70 227H71V228H69V230L66 233L67 234V238L70 237L69 239H67V244H71V243H74L75 244V245H73V247L76 249L77 253L79 255H81L79 257H75V258L68 257L67 253L65 254V251L63 249H61L60 242L58 241V237H62V235L64 233V232L61 231V224H66L67 223ZM131 221H132V219H131ZM56 224H60V225H56ZM160 225H157L154 228H152L151 230H149V231H151L150 233H149V231H147L146 232L147 235L148 234H151V233L153 234L154 233V230L156 231L157 228H160L161 227ZM172 227H170V228H172ZM100 228H102V229L104 228V229L102 230ZM108 229L111 230V231H114V228L113 227H109ZM228 229L226 231H231V229L230 230H228ZM170 230L171 229H169V231ZM169 231L166 230L165 232L166 233H169ZM88 232H92V234H90V233L87 234ZM165 232H164V234L163 233H161V234L165 235L166 234ZM116 233L119 234L118 236L121 237L122 233H120V231H118ZM71 234H72V236H71ZM146 240L148 242H151V243H156V240L157 239L155 241H152V240L146 238ZM255 241H260V242H259V244H256ZM100 243L105 244V247L104 248H101L98 245ZM106 245H108L107 250H106ZM103 251H107L109 253V257L106 258L104 256V259L101 260V258L99 257L100 256L99 253L100 252H103ZM248 253L251 255L250 258L251 259H254V261L251 260L250 258L245 257V256L248 255ZM224 254H226V255H224ZM151 256H154V255L152 254ZM233 256H234V258H233ZM84 257L85 258L88 257L89 258V262L86 261L84 259ZM221 257H224V258H221ZM248 257H249V255H248ZM76 258H78V259H76ZM98 258L100 260H98ZM156 258L158 259V257H156ZM228 258H229V260H228ZM82 260H84V262ZM225 260H227V261H225ZM242 260H244V261H242ZM256 260H258V261H256ZM205 263H203V264H205Z\"/></svg>",
	"mask_w": 264,
	"mask_h": 264
},
{
	"label": "water",
	"instance_id": "95a60500",
	"mask_svg": "<svg viewBox=\"0 0 264 264\" xmlns=\"http://www.w3.org/2000/svg\"><path fill=\"white\" fill-rule=\"evenodd\" d=\"M183 3L189 4L192 0H180ZM166 19L172 20V15H166ZM221 25L231 31L241 32L248 35H254L264 29V22L259 17L233 15L227 16L221 20ZM38 30H32L37 33ZM86 33L94 38L101 46L114 50L118 53L131 54L134 47L127 43V41L119 34V32L112 25L111 21L97 16L94 18L86 29ZM0 36L5 41H19L23 42L22 35L18 32H12L6 29L0 30ZM4 87V86H3ZM2 87V88H3ZM7 87L16 89L21 95L19 108L25 114L27 121L32 126H37L43 123L47 118V112L29 98L33 93L34 87L26 82L12 81L7 84ZM50 94L54 97L58 96L57 92L51 91ZM142 122L156 131H164L171 128L168 123L158 119L142 118ZM75 143L78 146L86 148H102L112 147L119 148V146L110 139L93 132L91 130L81 128L77 130ZM159 167L168 173L174 180L185 186H192L196 191L197 188L193 182L194 170L187 167H172L169 165L160 164ZM242 189L240 188L239 191ZM101 196V195H100ZM116 205L109 206L108 210H114ZM139 216L143 221H146L151 216V210L148 207H141ZM205 233H214L222 231L223 228L217 224H208L201 228ZM159 232H161L159 230ZM195 235H199L198 232Z\"/></svg>",
	"mask_w": 264,
	"mask_h": 264
},
{
	"label": "crops",
	"instance_id": "0c3cea01",
	"mask_svg": "<svg viewBox=\"0 0 264 264\" xmlns=\"http://www.w3.org/2000/svg\"><path fill=\"white\" fill-rule=\"evenodd\" d=\"M128 25V24H127ZM144 36L143 35H141V38H143Z\"/></svg>",
	"mask_w": 264,
	"mask_h": 264
}]
</instances>
